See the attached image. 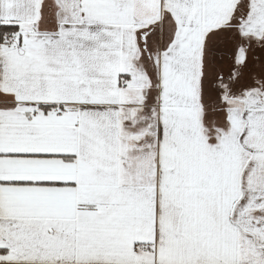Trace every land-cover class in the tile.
Wrapping results in <instances>:
<instances>
[{"label": "snow or ice", "instance_id": "1", "mask_svg": "<svg viewBox=\"0 0 264 264\" xmlns=\"http://www.w3.org/2000/svg\"><path fill=\"white\" fill-rule=\"evenodd\" d=\"M0 264H264V0H0Z\"/></svg>", "mask_w": 264, "mask_h": 264}]
</instances>
